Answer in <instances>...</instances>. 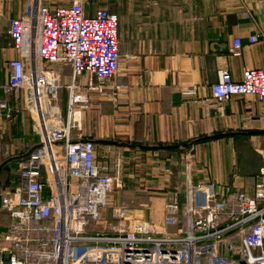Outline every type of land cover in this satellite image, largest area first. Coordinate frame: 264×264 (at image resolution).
Wrapping results in <instances>:
<instances>
[{
  "label": "crops",
  "instance_id": "1",
  "mask_svg": "<svg viewBox=\"0 0 264 264\" xmlns=\"http://www.w3.org/2000/svg\"><path fill=\"white\" fill-rule=\"evenodd\" d=\"M107 1L87 0V13L96 6L116 12V0ZM37 2L53 9L68 0H0V99L13 110L11 119L0 120V189L19 184V159L42 141L23 93L5 92L8 61L18 57L9 20L31 15ZM119 8V67L101 88L89 89L85 74L69 88V66L53 65L60 86L51 104L63 122L71 120L72 137L92 139L100 164L123 163L116 199L108 202L134 195L137 206L129 212L160 228L168 193L188 180H216L251 193L264 166L254 149L264 135V104L249 95H234L222 106L205 99L219 70L239 80L245 67H264V0H121ZM253 34L257 41L249 43ZM235 37L242 41L238 56L229 53ZM72 95L82 98L72 103ZM9 221L0 211V234ZM103 226L94 228L108 231Z\"/></svg>",
  "mask_w": 264,
  "mask_h": 264
},
{
  "label": "built area",
  "instance_id": "2",
  "mask_svg": "<svg viewBox=\"0 0 264 264\" xmlns=\"http://www.w3.org/2000/svg\"><path fill=\"white\" fill-rule=\"evenodd\" d=\"M87 5L68 0L51 9L37 2L31 15L9 20L18 57L8 61L5 92L23 93L42 141L19 159V184L0 189V211L10 217L0 234V264H264V166L251 193L216 180L171 190L160 228L108 202L122 161L100 164L94 141L74 139L71 120L63 122L51 104L60 86L56 63L69 66V88L84 74L89 89L101 88L118 71V14L103 6L88 14ZM257 38L250 35L249 43ZM241 49L233 38L229 53ZM210 88L205 102L217 106L234 95L264 104V67H245L239 80L221 69ZM81 98L72 95L71 102ZM12 116L0 99V120ZM103 224L112 234L94 228Z\"/></svg>",
  "mask_w": 264,
  "mask_h": 264
},
{
  "label": "rangeland",
  "instance_id": "3",
  "mask_svg": "<svg viewBox=\"0 0 264 264\" xmlns=\"http://www.w3.org/2000/svg\"><path fill=\"white\" fill-rule=\"evenodd\" d=\"M120 1L121 0H116L115 1V3H113L112 5L115 7L114 9H116L117 11V13H118V15H119V11H120V8H119V6H120ZM107 3H112L111 2V0H108L107 1ZM113 8V7H112ZM262 138H264V135H262L261 136V139H260V142L259 143H257V146L256 147H254V149H255V151L262 157V158H264V142H262ZM262 153V154H261ZM117 184V183H116ZM120 186V183L118 184V186H115V187H113V189L108 193V200L110 199V198H115V193H116V191H117V187H119ZM119 189V188H118ZM116 190V191H115ZM118 196H119V201H120V203L121 204H123V205H125L127 208H129V209H135L136 208V204H135V202H133V201H135V197L136 196H134V195H131V197L130 196H127V195H124L123 196V193H120V195L118 194ZM130 197V198H129ZM129 198V201H127V200H125V199H128ZM116 199V198H115ZM125 201V202H124ZM107 210H109V209H107ZM132 213V212H131Z\"/></svg>",
  "mask_w": 264,
  "mask_h": 264
}]
</instances>
